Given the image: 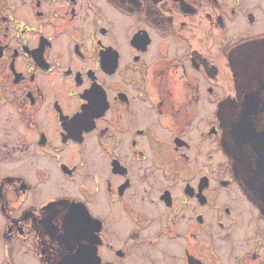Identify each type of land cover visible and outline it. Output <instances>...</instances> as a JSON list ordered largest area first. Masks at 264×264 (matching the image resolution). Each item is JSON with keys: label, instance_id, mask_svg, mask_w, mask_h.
Wrapping results in <instances>:
<instances>
[{"label": "flooded vegetation", "instance_id": "flooded-vegetation-1", "mask_svg": "<svg viewBox=\"0 0 264 264\" xmlns=\"http://www.w3.org/2000/svg\"><path fill=\"white\" fill-rule=\"evenodd\" d=\"M178 262L264 264V0H0V264Z\"/></svg>", "mask_w": 264, "mask_h": 264}, {"label": "rangeland", "instance_id": "rangeland-1", "mask_svg": "<svg viewBox=\"0 0 264 264\" xmlns=\"http://www.w3.org/2000/svg\"><path fill=\"white\" fill-rule=\"evenodd\" d=\"M230 193V196L232 194L233 196V193L229 192ZM212 236H210L211 234H208V237L210 236V238H213V241L217 244V246L220 247V251L222 252V255L223 257H227V254H228V249L231 245V242H229L227 239H223L221 242H219L220 240H218L217 238L218 237H222V238H232L235 236V235H226L225 232H217L215 229H212ZM233 236V237H232ZM178 243L180 244V242L178 241ZM178 255H179V252H178ZM178 264H180V262H178Z\"/></svg>", "mask_w": 264, "mask_h": 264}]
</instances>
